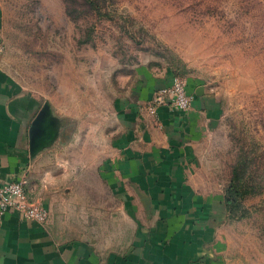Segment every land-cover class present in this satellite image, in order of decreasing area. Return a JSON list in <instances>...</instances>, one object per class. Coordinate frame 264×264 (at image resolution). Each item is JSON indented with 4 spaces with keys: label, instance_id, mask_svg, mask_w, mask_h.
Listing matches in <instances>:
<instances>
[{
    "label": "rangeland",
    "instance_id": "374dc122",
    "mask_svg": "<svg viewBox=\"0 0 264 264\" xmlns=\"http://www.w3.org/2000/svg\"><path fill=\"white\" fill-rule=\"evenodd\" d=\"M0 3V58L63 126L36 182L44 196H55L51 219L64 236L98 238L105 248H125L133 238L128 201L100 183L99 167L111 158L117 99L146 69L158 87L178 77L207 89L213 118L196 183L226 200L233 169L247 161L248 216L228 219L223 254L229 264H264V0H106L101 13L85 0ZM83 168L101 196L77 180Z\"/></svg>",
    "mask_w": 264,
    "mask_h": 264
},
{
    "label": "crops",
    "instance_id": "0c3cea01",
    "mask_svg": "<svg viewBox=\"0 0 264 264\" xmlns=\"http://www.w3.org/2000/svg\"><path fill=\"white\" fill-rule=\"evenodd\" d=\"M4 25L0 3L3 40ZM142 72L144 76L137 74L136 82L117 99L115 131L108 145L111 158L107 155L99 167L100 183L108 184L115 198L128 201L134 235L125 248H105L98 238L64 236L51 219L56 198L40 192L37 168L60 139L63 126L50 109L55 136L34 151L44 133L48 105L15 79L0 58V186L25 177L29 196L50 211L45 225L17 212L0 219V264H229L223 254L224 233L230 229L225 195L196 183L200 148L213 118L207 89L186 86L194 96L188 110L162 106L154 116L143 106L163 86L158 87L146 69ZM87 161L85 165H93ZM88 171L83 168L77 180L89 184L90 196L93 190L101 196L102 189L91 188Z\"/></svg>",
    "mask_w": 264,
    "mask_h": 264
},
{
    "label": "built area",
    "instance_id": "2783aa9c",
    "mask_svg": "<svg viewBox=\"0 0 264 264\" xmlns=\"http://www.w3.org/2000/svg\"><path fill=\"white\" fill-rule=\"evenodd\" d=\"M5 51V42L0 37V57ZM193 99L194 96L187 92L185 82L175 77L169 86L157 90L143 108L154 116L162 106L186 111L191 107ZM26 184L27 179L22 177L0 186V219L7 213L17 212L29 221L45 225L50 221V211L43 203L29 196Z\"/></svg>",
    "mask_w": 264,
    "mask_h": 264
},
{
    "label": "trees",
    "instance_id": "16d2710c",
    "mask_svg": "<svg viewBox=\"0 0 264 264\" xmlns=\"http://www.w3.org/2000/svg\"><path fill=\"white\" fill-rule=\"evenodd\" d=\"M75 1V0H70ZM93 9L99 13L102 12L101 3L106 0H85ZM77 10L67 7V13L72 18H76ZM246 160H242L234 169L233 176L226 189V208L229 219H242L247 217L248 210L243 205V199L246 198L250 191V184L245 179Z\"/></svg>",
    "mask_w": 264,
    "mask_h": 264
},
{
    "label": "water",
    "instance_id": "95a60500",
    "mask_svg": "<svg viewBox=\"0 0 264 264\" xmlns=\"http://www.w3.org/2000/svg\"><path fill=\"white\" fill-rule=\"evenodd\" d=\"M198 92H199V94H202V88ZM45 112L46 113H45V116H44L43 122H42V126L44 128V133L39 138H37V140L33 146L34 151H37L40 148H42L46 143L53 140V138L55 136V132H54V130H52V126L49 123L51 112H50V109L48 106H45Z\"/></svg>",
    "mask_w": 264,
    "mask_h": 264
}]
</instances>
